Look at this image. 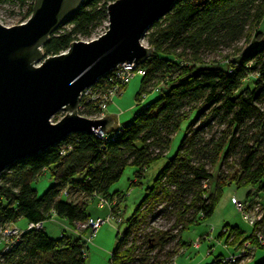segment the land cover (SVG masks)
<instances>
[{"label": "trees", "instance_id": "16d2710c", "mask_svg": "<svg viewBox=\"0 0 264 264\" xmlns=\"http://www.w3.org/2000/svg\"><path fill=\"white\" fill-rule=\"evenodd\" d=\"M114 1L84 0L80 10L50 36L42 48L44 56L65 52L81 37L90 40L108 24L107 6ZM0 2L25 7V22L34 0ZM263 21L264 0H177L144 36L154 54L139 65L146 75L135 97L140 104L142 96L155 92V100L129 124L110 129L105 140L71 134L0 173V227L20 220L44 223L54 215L78 233L75 238L65 234L52 238L43 228L24 231L4 254L2 264H84L87 241L81 235L89 229L85 224L90 216L86 202L76 201L75 194L115 200L122 192L111 193L110 187L120 181L127 167L135 168L132 189L151 163L169 153L187 120L175 154L153 187L144 191L130 217L123 219L125 210L120 212L125 229L110 264H171L185 246L181 234L212 218L224 188L260 185L264 191ZM241 41L248 43L246 50L237 47ZM225 48L232 49L237 61L225 57L226 65L218 61L205 65L207 54L217 55ZM251 76V87L244 85ZM80 105V116L90 118L97 113L84 102ZM52 120L58 121L57 115ZM217 164L214 177L211 171ZM43 174L52 184L38 196L33 184ZM212 180L210 191L206 183ZM112 210L119 211L116 206ZM263 211L245 239L238 227L230 228L231 245L238 249L247 241L256 245L255 232L264 239ZM157 221L163 224L156 226ZM223 259L218 256L212 264H224ZM257 264H264V259Z\"/></svg>", "mask_w": 264, "mask_h": 264}, {"label": "water", "instance_id": "95a60500", "mask_svg": "<svg viewBox=\"0 0 264 264\" xmlns=\"http://www.w3.org/2000/svg\"><path fill=\"white\" fill-rule=\"evenodd\" d=\"M176 1L116 0L107 6L103 35L74 41L65 52L49 57L43 46L84 0H34L25 22L0 24V173L71 134L107 133L111 118L92 120L78 114L81 92L119 65L139 66L149 60L154 51L142 39ZM59 112L64 115L53 123Z\"/></svg>", "mask_w": 264, "mask_h": 264}, {"label": "rangeland", "instance_id": "374dc122", "mask_svg": "<svg viewBox=\"0 0 264 264\" xmlns=\"http://www.w3.org/2000/svg\"><path fill=\"white\" fill-rule=\"evenodd\" d=\"M26 8H20L17 4H14L12 2H0V24L5 27H12L19 25L22 22L23 14L25 13ZM107 29V23L103 24V27L97 30L95 34H93L92 38L90 40H85L82 37L79 38V41L88 42L92 39L98 38L99 36L103 35L105 30ZM261 30H263L264 35V21L260 27ZM264 38V36H263ZM142 44L144 46H147L146 40L142 39ZM248 43L241 41L237 47H241L243 50H246L248 47ZM225 57L228 58V61H237V57L232 56V49L231 48H225L222 49L220 53L217 55L213 54H207L204 57V60L206 62L205 65L212 66V62H217L220 65H226ZM193 68L199 67V65L192 66ZM224 66L223 68H225ZM142 80V76L136 75L132 79L128 81V84L126 85L124 91H122L121 94L113 97L112 102L108 103L107 110L110 116L115 120V129H118L121 125H127L129 122L133 120V117L137 115L140 110L143 109L144 106L151 103V101L155 100L158 95L155 92H151L150 94H147L146 98L138 104L136 102V95L139 92L140 89V83ZM254 80V77H249L245 84L246 86L251 87V82ZM64 115V112H59L57 114L58 120ZM81 116L89 118V115L82 114ZM53 119V118H52ZM53 122V120H52ZM188 120L184 122L181 127L180 131L177 132L173 139V143L171 145V148L169 150V153L164 157L160 158L158 160H155L151 165L146 168L143 172V179L138 183V185L132 186V190L128 193L129 195L126 196V201L122 203L121 210H125L123 214V219L130 217L137 205L139 204L141 200V196L139 194H143L144 191L147 188L153 187V183L155 178L158 176V173L165 167L166 161L171 158L176 152V149L180 143V139L183 136L184 132L186 131V126L188 124ZM54 123V122H53ZM219 164L216 165L212 169L211 172H213L214 177L218 174ZM135 168L133 167H127L123 173L120 181H118L116 184L111 186L110 192H119L126 195V193L130 189V185L132 182L135 181L134 176ZM214 179V178H213ZM264 182V179L262 180ZM52 184V181L50 180L49 176L47 174L41 175L36 182L33 184V188L35 189L38 196H41ZM210 188V191L212 189L213 180L207 182ZM264 184V183H263ZM260 185H256L255 187L247 186L245 188L236 189L233 187H226L223 189V195L218 203V207L215 211V217L216 220L212 224H200L199 226H191L189 229L185 230L181 234L182 241L185 243V246L183 247V255L177 256L175 260L173 261L174 264H212L215 257H217L219 254H222L223 258L228 257L226 251L222 249L220 246L217 245L218 240H216L215 236L222 230L224 227L223 225L219 224L221 221L223 224L226 223L229 226L232 227H239L245 236L250 235L252 232V228L249 227V225L244 223L242 220V216H240V213L236 210L235 206L230 204L229 201V193L235 194L234 197L237 199V201L244 203L245 202V196L249 195V193H253V196H257L256 199L264 206V191L259 190ZM76 201H80V198L75 197ZM86 213L90 215L92 218H105V209L98 208V200L93 197H88L86 201ZM44 225V229L46 232L51 235L52 237H57L60 235V233H63L69 237L75 238L77 234L73 233V229H63L61 228V231L50 233V227L55 226L53 219L46 221ZM163 224L161 221H157L156 226H160ZM86 227V226H85ZM125 229V224H115L113 222L106 223L100 226V228L97 230L95 235L91 237V239L86 242V244L83 246L84 253H85V262L84 264H110L111 261V254L116 249L117 246V240L120 239L123 230ZM23 230V229H22ZM63 231V232H62ZM91 231L88 229L85 231L81 238L86 241L87 238H89V234ZM198 239L202 240L200 242V245L198 248H194L193 244L197 243ZM223 244L222 242H219ZM173 244L169 246V248H172ZM262 251V250H257ZM256 251V252H257ZM238 254V251L236 252V256ZM264 258L259 259V261H262ZM259 263V262H258ZM257 264V263H256Z\"/></svg>", "mask_w": 264, "mask_h": 264}, {"label": "built area", "instance_id": "2783aa9c", "mask_svg": "<svg viewBox=\"0 0 264 264\" xmlns=\"http://www.w3.org/2000/svg\"><path fill=\"white\" fill-rule=\"evenodd\" d=\"M136 75L145 76V71L140 69L139 66H135L134 64H127V65H119L116 67L115 70L111 71L110 73L106 74L104 78L100 79L93 87L85 89L81 92L79 96V109L82 108L80 103L85 104V107H92L93 110H97L95 116L90 117L89 119L96 120L102 119L105 117V113L107 112L108 103L111 102L113 97L122 93L123 88L126 87L128 81L135 77ZM143 100L146 98L142 96ZM78 109V110H79ZM107 133L96 131L94 136L99 139H106ZM117 135L119 132L117 131ZM98 200V208L107 207L110 210V213L105 216V218H88L86 221L85 226L89 228L91 231L90 237L86 240L87 242L95 235L97 230L100 228L101 225L106 223H115L117 225L121 224L122 217L120 211H113L112 207H114V201H107L102 197H96ZM232 205L235 206L236 210L242 216V220L244 223H247L253 229L256 225L257 221L261 218L262 208L260 204H254L250 202L241 203L237 201L235 198L231 199ZM38 229L42 228V223L33 224L28 223L25 230L18 228L15 224H9L3 227H0V264L3 262L4 254H7L14 243H16L21 234L24 231L30 229ZM225 232V231H224ZM254 238H256V245L251 243V241H247V243L243 244L241 248L238 249V254L236 256H228L223 259V263L225 264H236L238 259L246 257L249 253L254 252L258 245L264 244V239L260 234L254 233ZM202 240L198 239L197 243L193 244L194 248H198L200 242ZM218 245L220 243L217 242ZM226 244L224 243L222 248H226ZM171 264H174L173 262Z\"/></svg>", "mask_w": 264, "mask_h": 264}, {"label": "crops", "instance_id": "0c3cea01", "mask_svg": "<svg viewBox=\"0 0 264 264\" xmlns=\"http://www.w3.org/2000/svg\"><path fill=\"white\" fill-rule=\"evenodd\" d=\"M113 100V99H112ZM112 100H111V102H112ZM105 117H109V118H111V120H113V124H112V126H111V129H115L114 127H115V120L110 116V114L108 113V110H107V112L105 113ZM122 126V125H121ZM241 189V188H240ZM132 189H130L127 193H126V195H124L123 193L121 194V196H119L118 198H116L115 200H113L114 201V203H115V205H114V207L116 206V209L117 210H119L121 213H122V211L123 210H121V205H122V203L123 202H125L126 201V196H128L129 194V192L131 191ZM144 194V193H143ZM143 194H139V196H141L140 198H141V200L143 199L142 197H143ZM234 195L235 194H232V193H229V195L228 196H230L229 197V201H230V204L232 205V203H231V199H234L235 197H234ZM75 197H77V198H80V202H86L87 201V198H88V196H85V195H83V194H80V193H76L75 194ZM121 197H123V198H121ZM257 197V196H256ZM256 197L255 196H253V193H249V195H247V196H245V202L247 201V202H253L254 204H259V202L257 201V199H256ZM94 198V197H93ZM121 198V200H119ZM76 199V198H75ZM96 199V198H95ZM118 199V200H117ZM236 199V198H235ZM140 200V201H141ZM237 200V199H236ZM244 202V203H245ZM140 203V202H139ZM219 203V202H218ZM218 205V204H217ZM216 205V206H217ZM234 206V205H233ZM260 206H261V208H262V211L264 210V206H262L261 204H260ZM218 207V206H217ZM217 207H216V209H217ZM101 209H105V211H106V213H105V215H108L109 213H110V210L107 208V207H104V208H101ZM216 211V210H215ZM215 211H214V213H213V215H212V218L211 219H209V220H207V221H204V222H202L201 224H212V223H214V221L216 220V218L217 217H215ZM264 212V211H263ZM90 216V215H89ZM90 218H92L91 216H90ZM53 219V221H54V224H55V226H53V227H50V233H54V232H58V230H59V232L61 231V228L63 227V229H71L72 230V228L67 224V222L65 221V220H63V219H60V218H58V217H56V216H54V215H52L51 216V218H50V220H52ZM45 223H47V222H44V223H42V228L44 229V225H45ZM27 222L25 221V220H20V221H18L17 223H15V225L18 227V228H20V229H23V230H25L26 229V227H27ZM219 224H221V225H223L224 227L222 228V230L217 234V236H215V238H216V240H218L219 242H222L223 244L224 243H226L227 244V246H226V248L224 249L226 252L225 253H227L228 255L227 256H233V255H235L236 254V252L238 251L237 249V245L235 246V245H231L230 243H231V241H232V239L230 238L229 240L227 239V237H228V235H229V232H230V228H235V227H232V226H229V225H227L226 223H222L221 221L219 222ZM246 224V223H245ZM250 227V226H249ZM86 228V227H85ZM239 228V227H238ZM252 228V227H251ZM253 229V228H252ZM45 230V229H44ZM239 230H240V232L242 233V237L245 239L247 236H249V235H247V236H245L244 235V233L242 232V230L239 228ZM73 231V233L74 234H77L78 235V233L76 232V231H74V230H72ZM225 231V232H224ZM253 231V230H252ZM45 232H46V230H45ZM63 232V231H62ZM224 232V233H223ZM47 233V232H46ZM252 233V232H251ZM251 233H250V235H251ZM48 234V233H47ZM55 234V233H54ZM63 233H60V235H58L57 237H52L51 235H49L50 237H52V238H58V237H60L61 235H62ZM182 239V238H181ZM228 240V241H227ZM218 242V243H219ZM223 244H221L220 243V245H218V246H220L221 248H222V246H223ZM262 247L261 248H259V250H262V251H257V252H254V253H252L250 256H248V258H246V259H244V260H240L239 262H237V264H256V263H258L259 262V259H262V258H264V244L263 245H261ZM223 249V248H222ZM183 248H181L180 249V254L178 255V256H180V255H183ZM218 256H223L222 254H219ZM217 256V257H218ZM177 258V257H176ZM216 258V257H215Z\"/></svg>", "mask_w": 264, "mask_h": 264}]
</instances>
